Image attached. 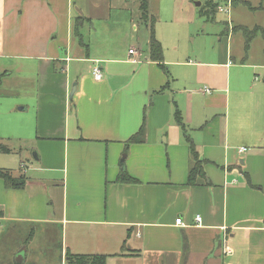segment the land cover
<instances>
[{"label":"crops","instance_id":"0c3cea01","mask_svg":"<svg viewBox=\"0 0 264 264\" xmlns=\"http://www.w3.org/2000/svg\"><path fill=\"white\" fill-rule=\"evenodd\" d=\"M74 7L0 0V62L28 64L37 85L29 137L37 155L18 164L26 188L0 180L5 234L14 239L31 227L33 239L36 225L57 230L65 261L71 253L106 255L107 264H264V88L242 83V70L252 75L264 65L229 54L169 56L163 47L165 71L149 59L150 36L144 48L111 47V4L99 18ZM78 17L87 19L82 41L74 35ZM177 112L207 161L203 186L188 185L192 157ZM143 126V142L127 145ZM123 172L137 182L120 183Z\"/></svg>","mask_w":264,"mask_h":264},{"label":"rangeland","instance_id":"374dc122","mask_svg":"<svg viewBox=\"0 0 264 264\" xmlns=\"http://www.w3.org/2000/svg\"><path fill=\"white\" fill-rule=\"evenodd\" d=\"M256 10L240 3L231 8L227 0H148L150 14L156 18V38L163 44L165 53L169 56L181 55L192 60H214L227 54L236 58L238 64L248 57L249 62L260 67L264 65V41L261 35L251 43L248 53L245 51V36L242 31L229 32L233 26H245L249 29L264 28V11L258 9L261 0H248ZM74 13H82L79 8L92 10L95 18L103 17L106 4H111L113 33L106 36L111 41V47L129 51L131 46L146 47L150 31L141 21L140 0H72ZM224 6L227 12H218L210 20L205 13L207 4ZM200 3V6L198 5ZM104 5V6H103ZM264 5V3H263ZM203 11V13H201ZM83 14V13H82ZM81 14V15H82ZM102 19V18H100ZM129 21L123 23V21ZM133 20L137 31L130 23ZM121 21V22H120ZM100 29L101 20H94ZM86 41L88 34L84 31ZM76 41H79L76 39ZM1 63V62H0ZM11 66L16 72L4 76L0 86V137L3 145L10 153L0 152V168L19 173L18 164L26 162L37 155L33 138L35 129L36 77L35 71L28 64L12 61L0 64V68ZM7 66V67H6ZM263 67V66H262ZM264 68V67H263ZM0 72H3L0 70ZM251 76V81H250ZM242 83H259L264 88V69H258L250 75L242 70ZM257 81H255V79ZM262 103L264 96L261 93ZM29 106V108H28ZM25 107L24 111L20 108ZM258 117H264V105ZM14 135L24 136V139ZM30 137V139H29ZM4 223L0 222V264H15L21 255L23 262L19 264H66L61 257V233L57 230L46 231L40 225L35 227V236L30 238V228H24L14 239L5 234ZM11 262V263H10Z\"/></svg>","mask_w":264,"mask_h":264},{"label":"trees","instance_id":"16d2710c","mask_svg":"<svg viewBox=\"0 0 264 264\" xmlns=\"http://www.w3.org/2000/svg\"><path fill=\"white\" fill-rule=\"evenodd\" d=\"M141 6V21L148 27L150 31V41H149V59L152 62L157 63L162 69L166 71V66L164 65V51L163 46L160 41L156 38V18L154 15L150 14L149 8L150 4L148 0H140ZM244 5L249 6V3L242 2ZM219 10V5H213L212 2L207 4L205 8V13L203 11L201 13L205 14L207 18L213 20L215 18V14ZM87 21L84 17H78L74 24V35L77 39L82 41L81 27L83 23ZM233 32L242 31L245 36V51L248 53L251 43L258 35H261L264 41V28L263 27H255L254 29H249L245 26H236L233 27ZM6 76V74H0V86L2 84V80ZM176 121L178 125L181 127L183 131V135L185 141L189 144L191 157H192V166L190 169L188 185L190 186H203L204 183L201 181L206 178L205 167L207 165V161L201 160L200 155L195 147V144L192 142L190 136L188 135L187 128L185 123L179 112L176 114ZM144 126L140 129V131L131 137L127 142L129 144H139L144 140ZM2 138L0 137V152L2 153H10V149L3 145L1 142ZM0 180H2L7 189H15V190H23L27 185V177L24 174L15 173L12 170L0 168ZM120 183L133 184L137 181L131 178L127 173L123 172L119 177ZM3 217V214L0 212V218ZM130 252V251H129ZM133 252V251H132ZM108 256L106 255H74L71 253L66 254V264H107ZM11 263V262H10ZM15 264H18L14 261Z\"/></svg>","mask_w":264,"mask_h":264},{"label":"built area","instance_id":"2783aa9c","mask_svg":"<svg viewBox=\"0 0 264 264\" xmlns=\"http://www.w3.org/2000/svg\"><path fill=\"white\" fill-rule=\"evenodd\" d=\"M219 11L220 12H225V9H223L222 7H219ZM130 54H135V51L131 50ZM93 76H94L95 80H97V81H101L103 79V74H102V72H101V70L99 68H95L94 69ZM206 92L210 93L211 91H210V89H206ZM245 151H246L245 148L240 150V152H245ZM196 222H197V224H201L202 218L200 216H197L196 217ZM176 224L184 225L183 220L180 219V218L176 220Z\"/></svg>","mask_w":264,"mask_h":264},{"label":"water","instance_id":"95a60500","mask_svg":"<svg viewBox=\"0 0 264 264\" xmlns=\"http://www.w3.org/2000/svg\"><path fill=\"white\" fill-rule=\"evenodd\" d=\"M200 6V3L198 4ZM82 14V13H81ZM23 262V259L21 257V255L17 258V263H22Z\"/></svg>","mask_w":264,"mask_h":264}]
</instances>
